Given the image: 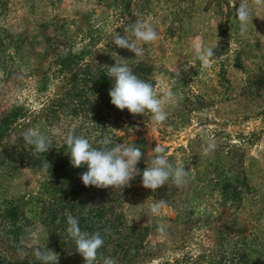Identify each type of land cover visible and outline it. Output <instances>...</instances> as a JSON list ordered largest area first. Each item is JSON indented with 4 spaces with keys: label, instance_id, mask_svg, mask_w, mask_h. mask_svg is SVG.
<instances>
[{
    "label": "rangeland",
    "instance_id": "374dc122",
    "mask_svg": "<svg viewBox=\"0 0 264 264\" xmlns=\"http://www.w3.org/2000/svg\"><path fill=\"white\" fill-rule=\"evenodd\" d=\"M247 3L251 20L242 36L236 0H0V119L19 107L26 130L38 129L50 144H64L67 132L81 127L82 117L65 112L50 123L41 109L71 75L69 67L57 63L69 51L80 55V63L107 69L125 59L130 68L140 66V73L147 72L161 99L168 91L174 94V100L165 104L164 124L153 126L145 112L142 127L145 136L166 148L170 163L189 172L182 188L155 190L166 201L159 215H152L149 203L127 199L117 204L113 216L104 206L107 215L101 218L87 195L79 196L88 200L86 205L78 203L74 210L65 209L71 201L68 192L58 199L59 217L71 215L82 231L101 233L104 244L97 264H103L101 256L120 264L125 241L118 234L121 211L128 225L148 228L141 247L154 253L152 263L158 264L182 253L217 248L221 221L215 218L223 210L229 213L223 215L226 220L234 217L237 226L246 227L240 234L256 251L253 264H264V6L252 0ZM137 20L151 22L159 34L157 41L138 45L140 56L113 43L117 33L131 38L126 28ZM197 42L214 50L211 67H203L195 55ZM61 92L65 94L66 88ZM89 131L90 136L96 135ZM20 137L12 133L5 145L6 156L0 159V256L7 259L34 256V250L54 233L40 215V184L47 170L26 166V160L17 161L18 169L11 166V146ZM208 138L216 148L205 156ZM239 158L243 162L235 170L238 174L244 169L249 179L245 188L249 197L243 203L224 200L220 190V179L233 175L226 169ZM21 197L28 202L15 218L7 217L6 201ZM109 219L112 226L106 222ZM161 227L163 233L158 231ZM235 234H227L225 247H220L227 248V253L244 246ZM63 236L71 239L67 231ZM216 255L222 256L221 251ZM63 259L85 264L73 240Z\"/></svg>",
    "mask_w": 264,
    "mask_h": 264
},
{
    "label": "trees",
    "instance_id": "16d2710c",
    "mask_svg": "<svg viewBox=\"0 0 264 264\" xmlns=\"http://www.w3.org/2000/svg\"><path fill=\"white\" fill-rule=\"evenodd\" d=\"M57 63L69 67L71 75L62 88L60 87L56 90L50 101L43 105L41 114L45 113L47 115V121L52 123L58 120L65 112L75 118L76 116H81L82 125H80L79 129H74L75 134L88 139L93 147H99L98 141L100 139L110 137L113 145L116 143L134 144L143 153L142 159L136 165L141 174L136 175L128 186L119 189L112 187H85L80 177L82 173L87 171V167L76 168L72 166L69 156L70 152L65 143L60 146L51 144L48 152L36 153L34 147L26 144L23 139L22 133L26 130L27 123L25 122L26 118L24 122L22 121L24 115H22L21 108L12 109L0 119V159L6 156L5 145L9 137L12 136V133L18 132L21 135L20 139L18 143L11 146L12 168L18 169V160H26L23 163L26 166H40V168H44L45 161L50 164V168H45L48 175L40 184V215L44 217L43 224L49 227V232L53 233L54 231V233L51 234L50 238L40 249L44 250L47 248L59 254L58 264H74L70 259L66 260L67 263L63 261V254L72 244V240L63 236V232L67 228L65 226L67 216H58V199L68 192L71 196V201L65 203V209L71 208L72 210L77 207L78 203H81L82 207H84L88 200H91L95 206H98L95 210L98 213L95 214L101 218L107 215L104 210V206L107 205L108 211L113 216L116 215L117 204H121L127 199L141 200L149 204L161 200V197L156 195L155 190L146 189L142 185V171L153 158L154 147L159 144L153 138H149L144 134L142 127L146 120L145 114L133 115L127 109L119 110L111 103L109 91L113 84L107 76L108 69L106 67L88 61L80 63V55H74L71 51L66 53V55H61ZM131 69L140 79L151 83L147 72L140 73V70H142L140 66H135ZM63 87L66 88L65 94L61 92ZM86 124H91L93 127H88ZM83 128H86V133H83ZM89 129L95 131L96 135L90 136L91 132ZM220 154H222L221 151H219L218 156ZM164 155L167 160L172 158V156L166 154V148ZM196 156L197 154L192 155L193 158ZM240 162H243L241 158L237 159L235 164L226 169L227 172H232L233 175L226 174L220 179L221 195L226 201L243 203L249 197L245 190L248 187L249 180L245 170L243 169L238 174L235 170ZM172 186H175L174 189L182 188V186H176L171 179L162 188L168 192ZM81 195H87L88 200L84 197H79ZM77 197L79 198L78 200ZM6 202L8 205L4 211L7 217L15 218L19 213V209H21V205L23 203L26 204L28 201H24V197H21L19 201L10 199ZM224 214L229 215L226 210H223L215 218L221 221L218 226L221 234V243L218 244L217 248L213 246L214 249H205L198 254L194 252L182 253V255L180 254L171 259L159 260L158 264H253L254 261L256 262L255 249H253V246L247 245V238L240 234L246 231V227L237 226V220L234 217H231L232 221L229 222V219L226 220L224 218ZM117 219L119 222L122 220V229H119L118 234L122 233L125 240L122 243L123 245L121 244L123 247L122 255L119 259L120 264H153L154 253L144 251L141 247L146 234L145 230L147 231L148 228L128 225L122 211ZM167 221H172V219ZM106 222L112 226L111 219ZM59 225L61 230L58 228ZM56 229L61 233L57 234L55 232ZM234 232L236 233L235 237H239L238 241H241L244 246L232 249L227 253L225 252L227 248L221 249L220 247H225L224 240L227 238L226 235H232ZM218 251H221L222 256L216 255ZM0 264H42V262L34 256H26L22 259H7L0 256Z\"/></svg>",
    "mask_w": 264,
    "mask_h": 264
},
{
    "label": "clouds",
    "instance_id": "9594fccd",
    "mask_svg": "<svg viewBox=\"0 0 264 264\" xmlns=\"http://www.w3.org/2000/svg\"><path fill=\"white\" fill-rule=\"evenodd\" d=\"M252 2L257 6H264V0H252ZM237 4L235 12L239 21L240 34L243 36L248 31L251 8L247 0H236ZM126 31L131 34V38L117 33L113 38V43L121 49L133 52L135 56L142 55V48L138 46L139 44H150L159 39L158 32L148 21L137 20L134 24L129 25ZM194 52L203 67H211L210 59L214 56V50L211 47H205L202 43L197 42L194 45ZM123 60L116 61L113 66L108 67L107 76L113 84L109 91L111 103L117 109H127L133 115L148 112L152 125L162 126L168 118L165 104L174 100V94L168 91L165 93L164 99H161L153 85L135 75ZM22 136L26 144L34 147L36 153L48 152L51 147L46 135L38 129L29 128L22 133ZM64 142L69 149L72 166L87 167V171L80 177L85 187L124 188L136 175L141 174L136 165L142 159L143 153L134 144L116 143L113 145L110 137H104L98 141L99 147H93L88 139L76 135L74 129L67 132ZM215 148V141L208 138L206 147L203 148V154L207 156ZM153 153V158L142 171L144 188L154 191L165 185L169 179L178 187L188 182L189 172L185 171L183 166H174L170 163L164 155L165 148L163 146L156 145ZM43 166L46 169L50 168L47 161ZM165 207L166 201L163 199L149 205L152 215H159ZM66 231L75 242L76 251L83 257L85 264H97L98 250L104 244L101 233L97 231L90 234L87 231H82L78 219L71 215L67 217ZM108 231V229L105 230V232ZM158 231L163 233L164 229L161 227ZM33 255L42 264H58L59 254L53 250L36 248ZM100 258L103 264H117L114 258L102 256Z\"/></svg>",
    "mask_w": 264,
    "mask_h": 264
}]
</instances>
